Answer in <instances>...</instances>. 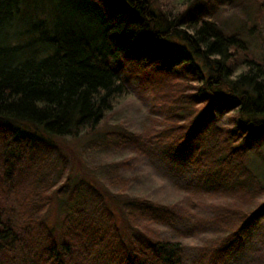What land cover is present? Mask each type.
<instances>
[{
  "label": "trees",
  "instance_id": "16d2710c",
  "mask_svg": "<svg viewBox=\"0 0 264 264\" xmlns=\"http://www.w3.org/2000/svg\"><path fill=\"white\" fill-rule=\"evenodd\" d=\"M30 1L0 0V264H88L97 250L98 264H181V236L198 240L197 264L235 253L264 217V182L243 160L254 151L264 164V0L246 20L259 55L194 0H43L50 16L42 9L14 39L6 29ZM122 100L147 118L115 132L127 152L111 186L123 227L101 200L87 224L74 218L81 194L67 168L52 181L47 156ZM151 141L186 153L198 182L173 184L168 200L126 194L124 172L137 182L154 171ZM66 194L75 204L55 234L46 215Z\"/></svg>",
  "mask_w": 264,
  "mask_h": 264
},
{
  "label": "rangeland",
  "instance_id": "374dc122",
  "mask_svg": "<svg viewBox=\"0 0 264 264\" xmlns=\"http://www.w3.org/2000/svg\"><path fill=\"white\" fill-rule=\"evenodd\" d=\"M253 0H194L200 5L204 15L214 19L218 24L226 29V33H234L242 38L247 47L257 55L258 50L254 46V39L246 20L249 18ZM210 3V7L206 4ZM45 10L47 18L50 16V9L43 0H31L25 5L23 14L14 20L10 28L6 29L8 35L19 39L20 32L26 27L29 21L37 17V14ZM113 112V113H112ZM112 113V114H111ZM110 115L97 125V127L79 138L57 139V145L47 156L46 164L49 163V178L57 182L62 170L67 168L70 175L69 190L71 186H76L80 191L81 198L76 202L77 210L73 213L88 222L91 220L90 212L99 200L116 217L118 227L122 228L121 209L115 204V189L111 186L119 185L118 176H121V169L115 165L116 160L124 158L126 151L116 147L115 132H126V129H142L147 123L146 112L139 103L132 102L126 104L125 100L120 101ZM244 138H240L236 143L243 145ZM54 144V143H53ZM253 148L252 141L247 142ZM169 148L160 146L151 141L149 150V163L154 168L148 177H143L139 181H131L130 173L124 172L127 181L125 185L126 194L142 193L158 200H168L174 198L171 193L172 185L179 184L193 185L198 182V176L190 164L187 154L179 150H168ZM261 155H264V145L260 148ZM244 163L251 168L264 182V164L261 159L248 151L243 154ZM112 163V166L110 164ZM148 168V167H147ZM149 169V168H148ZM128 178H126V175ZM107 178V180H106ZM109 184V185H108ZM119 190L120 192L125 191ZM121 199V197H119ZM69 206L75 204V199L70 200L69 195H65L62 200L55 196L52 198L51 206L46 215V223L58 234L60 221L66 212L64 204ZM98 208L101 205L97 206ZM172 228L182 232L188 229L189 224L180 220H172ZM90 233V229H87ZM176 233V232H175ZM89 236V234H87ZM184 244L181 264H197L196 238L181 236ZM264 243V217L253 225L244 235L243 242L239 248L228 258L218 264H255L260 257V244ZM100 250L93 253V261L88 264H98L97 256ZM103 261L102 263H105Z\"/></svg>",
  "mask_w": 264,
  "mask_h": 264
}]
</instances>
